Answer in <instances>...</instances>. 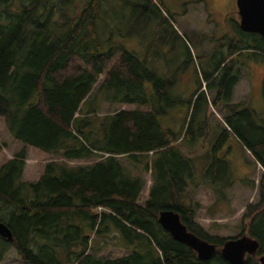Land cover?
<instances>
[{
    "label": "trees",
    "instance_id": "16d2710c",
    "mask_svg": "<svg viewBox=\"0 0 264 264\" xmlns=\"http://www.w3.org/2000/svg\"><path fill=\"white\" fill-rule=\"evenodd\" d=\"M131 1L146 8L145 0ZM102 2L0 0V119L22 145L0 165V223L12 237H0V262L14 248L23 264H228L219 250L229 239L206 233L194 220L198 205L187 206L184 196L201 182L195 176L200 152L212 160L210 181L202 182L218 195L231 183L228 165L218 157L229 135L263 169L258 203L246 206L240 237L255 239L256 256L264 254V118L258 124L253 109L231 101L242 65L234 57L264 63L263 39L233 22L226 50H217L219 41L205 55H190L197 68L186 95L167 80L152 46L139 57L101 41ZM261 92L264 98V79ZM105 104L141 108L100 117ZM209 106L218 112L217 129ZM28 148L55 158L36 182L22 179ZM73 161L91 163L68 164ZM144 175L151 185L139 205ZM164 210L217 247L210 261L197 260L161 228L157 219ZM107 244L127 253L98 258ZM254 257L244 264H259Z\"/></svg>",
    "mask_w": 264,
    "mask_h": 264
},
{
    "label": "rangeland",
    "instance_id": "374dc122",
    "mask_svg": "<svg viewBox=\"0 0 264 264\" xmlns=\"http://www.w3.org/2000/svg\"><path fill=\"white\" fill-rule=\"evenodd\" d=\"M144 3L145 9L131 0H103L101 7L103 23L99 24L101 41H107L104 43L105 45H121L139 57H144L146 48L152 46L155 62H158L160 68L163 67L164 70L161 71L165 72L167 80L173 86H178V91L187 95L194 89L193 71L195 67L197 68V65L191 61L190 55L193 59L205 55L219 41L217 50L221 51L222 47L225 48L224 50L227 49L233 33V22L238 23L239 21L236 0H145ZM68 6H66V11H70ZM80 6L81 2L79 1L73 4L77 12ZM68 15L71 14L68 13ZM174 31L179 36L175 35ZM157 56H159L158 59H156ZM234 61H240L242 64L241 79L237 83L231 101L240 107L245 106L253 109L255 111L254 119L260 124L258 117L261 118L264 115V98L259 94L260 81L264 75L262 63L242 55L235 56ZM103 78V75L98 77L94 88H98V84ZM212 98L213 93L208 92L207 99L212 101ZM140 108L136 105L105 104L98 116L104 117L119 110ZM208 113L209 121H212L217 129L218 123L215 118L218 112L209 106ZM167 120L166 118L165 121ZM200 126H202L201 123H199ZM213 136L211 140L214 144L218 134L215 139ZM0 143L4 146L0 152V165L13 158L14 154L22 148V145L10 136L2 119H0ZM218 153V157L228 165L230 189L223 190L219 196L202 182L210 181L206 170L212 160H207V158L204 160L205 154L200 152L196 156V160H200L197 163L203 161L199 166H195V176L196 180L201 182L196 188L186 189L184 204L192 207L198 205L197 218L194 220L210 236L222 239L239 238L242 233L241 221L246 206L258 203V183L262 174L258 170L259 168H253L251 153L245 152L246 158H243L241 154L238 155V152L234 151L231 144H228L225 153L221 151ZM52 160L55 158L28 148L23 169V181L36 182L43 172L44 165ZM87 163L91 162L73 161L68 164L74 166ZM246 171L248 173L247 180L243 178ZM144 178L146 185L139 195V205H143L146 201L151 185L150 176L144 175ZM224 200L230 201V207ZM206 219L211 221H205ZM222 219L227 220L224 222ZM211 230H216V232ZM91 238L93 239V237ZM87 253H90L89 250ZM126 253L107 244V247H103L96 256L98 258H116ZM255 257L258 260L259 256ZM0 264L23 263L16 250L9 248Z\"/></svg>",
    "mask_w": 264,
    "mask_h": 264
},
{
    "label": "water",
    "instance_id": "95a60500",
    "mask_svg": "<svg viewBox=\"0 0 264 264\" xmlns=\"http://www.w3.org/2000/svg\"><path fill=\"white\" fill-rule=\"evenodd\" d=\"M236 9L239 29L244 33L257 34L264 41V0H236ZM157 222L174 241L191 249L197 260L208 262L215 255L217 247L189 232L177 213L171 210L161 211ZM0 237L6 241H11L12 238L9 229L2 223ZM258 248L259 244L255 239L243 235L227 240L219 251L228 264H244L246 256H255ZM258 262L264 264V254L258 257Z\"/></svg>",
    "mask_w": 264,
    "mask_h": 264
},
{
    "label": "crops",
    "instance_id": "0c3cea01",
    "mask_svg": "<svg viewBox=\"0 0 264 264\" xmlns=\"http://www.w3.org/2000/svg\"><path fill=\"white\" fill-rule=\"evenodd\" d=\"M251 60H253L252 58H250ZM252 62V61H251ZM258 62H260V63H262L261 61H258ZM238 64H241V62L239 61L238 62ZM262 68H263V72H264V63H262ZM263 79H264V75L262 76V78H261V81H260V86H259V94H260V97H262L261 95H262V81H263ZM236 86H237V84H236ZM236 86L234 87V90H235V88H236ZM234 92V91H233ZM263 101V100H262ZM261 118H264V115L261 117ZM219 120H220V117L218 118ZM219 126H220V128H224V126L222 125V123H219ZM216 135H214V137H215ZM228 144H231L232 146H233V149H234V151H237L238 152V155L239 154H241V156L243 157V158H246L245 156H246V153H249V151H247V150H245V149H243V147H242V145L238 142V140L237 139H235L233 136H231V135H229L228 136V139L225 141V144L223 145V147H222V149L220 150L221 152H223V153H225V150H226V148H227V146H228ZM246 152V153H245ZM252 162H253V168H259L258 170H260L261 171V174L263 173V169L260 167V166H258V165H256V163H255V161L254 160H252ZM247 175H248V173H247V171H246V174L243 176V178H246V180L248 179L247 178ZM229 187H231V184H226V186L225 187H223L224 189L223 190H225V189H230ZM221 194H219V196H220ZM224 201H227L228 202V205H229V203H230V201L229 200H224ZM229 207H230V205H229ZM224 208H226V207H224ZM198 212V211H197ZM197 212H196V214H195V218H197ZM226 220L227 219H222V221H224V222H226ZM205 221H211L210 219H206ZM196 222V221H195ZM212 232H216V230H211ZM210 235V234H209ZM214 235H216V233H214Z\"/></svg>",
    "mask_w": 264,
    "mask_h": 264
},
{
    "label": "flooded vegetation",
    "instance_id": "af4514ba",
    "mask_svg": "<svg viewBox=\"0 0 264 264\" xmlns=\"http://www.w3.org/2000/svg\"><path fill=\"white\" fill-rule=\"evenodd\" d=\"M259 36V35H258Z\"/></svg>",
    "mask_w": 264,
    "mask_h": 264
}]
</instances>
